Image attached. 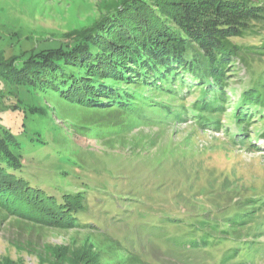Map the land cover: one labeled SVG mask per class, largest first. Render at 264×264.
Returning <instances> with one entry per match:
<instances>
[{
	"label": "rangeland",
	"instance_id": "1",
	"mask_svg": "<svg viewBox=\"0 0 264 264\" xmlns=\"http://www.w3.org/2000/svg\"><path fill=\"white\" fill-rule=\"evenodd\" d=\"M109 2L0 0V50L13 55L10 64L24 63L36 50L63 44L67 31L89 24ZM61 56L50 53L43 60L52 79L66 69L67 60L57 68ZM253 61L259 64L255 76L264 57ZM252 75L238 64L231 78L237 96ZM61 88L46 90L0 74V136L22 167L17 174L58 197L77 199L81 205L72 211L81 210L76 214L83 225L67 226L62 215L23 207V197L13 209L0 205V264H223L218 250L230 252L231 236L211 246L216 251L192 250L175 243L173 236L183 230L170 222L233 215L240 199L264 196V122L251 125L253 138L240 133L229 114L221 119L228 124L222 131L192 120L148 124L128 108L95 106L79 91ZM262 218L245 228V240L253 228H264ZM252 239L259 242L241 256L246 264H264V237Z\"/></svg>",
	"mask_w": 264,
	"mask_h": 264
},
{
	"label": "trees",
	"instance_id": "2",
	"mask_svg": "<svg viewBox=\"0 0 264 264\" xmlns=\"http://www.w3.org/2000/svg\"><path fill=\"white\" fill-rule=\"evenodd\" d=\"M104 9L89 24L67 31L63 44L36 50L24 63L10 64L13 55L6 57L1 49L0 74L46 90L73 88L95 106L113 102L139 120L148 119V124L192 120L205 130L222 131L228 124L221 119L229 114L231 124L253 138L248 133L251 125L264 122V69L252 75L259 65L253 60L264 57V5L260 0H110ZM58 52L63 57L57 68L62 69L60 63L67 60L69 70L64 67L61 77L52 79L43 60ZM240 62L250 69L253 81L237 96L231 78ZM51 63L52 68L55 62ZM191 95L194 101L188 103ZM261 130L264 137V123ZM233 140L246 142L235 136ZM12 149L0 136V205L13 209L23 197V207L46 217L62 215L65 221L60 223L67 226L83 225L77 220L81 210L72 211L81 205L77 199L71 201L67 194L58 197L17 174L22 167ZM240 200L233 215L172 218L170 224L183 230L173 236L175 243L192 250L216 251L211 246L229 235L230 252L218 250L222 263L239 258L235 264H246L241 251L254 247L251 242L259 239L252 237H264V228L250 230L246 240L242 233L261 217L259 224H264V196ZM170 215L166 213L167 218Z\"/></svg>",
	"mask_w": 264,
	"mask_h": 264
}]
</instances>
